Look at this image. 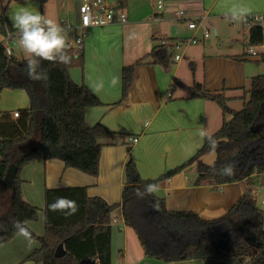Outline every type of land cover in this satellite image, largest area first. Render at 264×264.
I'll use <instances>...</instances> for the list:
<instances>
[{
    "label": "crops",
    "instance_id": "obj_1",
    "mask_svg": "<svg viewBox=\"0 0 264 264\" xmlns=\"http://www.w3.org/2000/svg\"><path fill=\"white\" fill-rule=\"evenodd\" d=\"M78 1L46 0L40 3L39 0H0V30L6 23L17 33L9 13L24 6L39 11L60 25L65 21L75 26L78 23ZM157 1L149 0L150 16L156 12L160 20L154 21L149 16V21L156 24L150 26L148 35L143 34L141 39L126 37L124 44V28L135 23L134 19H130L127 8L124 23L114 22L105 27L87 29L82 44L83 66L70 68L69 74L75 83L90 87L101 101V105L85 111L88 125L101 124L105 127L104 131L97 132V140L101 144L98 173H83L53 158L36 159L25 165L20 171L23 180L21 194L26 202L38 208V220L26 223L35 235L44 234L46 188L85 187L89 197H100L108 204H115L121 201L128 160L134 162L141 178L155 179L194 154L201 146L198 130L204 129L213 134L220 128L223 116L217 103L190 97L187 87L193 83L198 82L209 91L223 92L232 110L241 109L232 108V103L241 101L243 106L246 99L244 91L248 90L251 78L258 75L253 63H258L259 59L246 56L244 45L249 28L244 22L231 20L229 14L237 7L247 8L250 12L260 11L264 8V0H160V10L156 8ZM123 2L120 4L124 10ZM116 4H119L118 0ZM178 10H184L187 16L180 17ZM75 13L76 21L73 19ZM193 18L201 19L205 30L211 26L216 39L210 38L211 33L204 38L201 29L194 31L187 28V22ZM77 30L70 28L69 34L76 36ZM193 36L198 41L188 44L191 46L181 53L179 61L171 60L168 66H164L151 63L147 58L135 66L127 97L118 102L123 66L134 63L154 45L160 44L155 39L186 41ZM3 40L0 33L1 44ZM68 44H72L69 39ZM20 50L19 46L14 47V57L20 59L16 54ZM113 76L119 77L116 86L111 85ZM174 80L182 86L172 87ZM28 106L25 91L0 89V114L7 112L12 120H16L18 117H14L13 112ZM230 117L226 114V119ZM129 137H135L137 141L129 140ZM214 159L213 151L201 157L206 164H211ZM197 176L192 163L158 183L160 190L155 194L163 200L167 210L190 211L204 220L224 216L245 194L249 198L252 195L256 198L264 196L260 195L264 187V173L259 175V184L252 187L245 179L217 184L213 178H204L195 184ZM5 196L0 198V213L6 208ZM130 231L135 233V239L130 236ZM31 240L29 244L24 237L15 234L1 244L0 264H42L26 259L39 247L37 239ZM110 260L113 264H204L200 258L166 261L146 256L135 230L125 223L120 207L112 213Z\"/></svg>",
    "mask_w": 264,
    "mask_h": 264
},
{
    "label": "trees",
    "instance_id": "obj_2",
    "mask_svg": "<svg viewBox=\"0 0 264 264\" xmlns=\"http://www.w3.org/2000/svg\"><path fill=\"white\" fill-rule=\"evenodd\" d=\"M121 2L118 0L120 6ZM7 32L13 29L4 23L0 30L3 38ZM249 36L251 44L258 43L259 28L251 27ZM179 41L167 39L165 44L154 45L143 57L122 67L119 103L127 97L135 66L147 58L151 63L168 66L174 44ZM68 49L73 56L70 64L42 61L41 69L47 72L48 79L32 81L26 74L25 58L7 57L0 42V89H21L29 100V106L19 110L16 120L7 112L0 114V198L6 194V208L0 213V245L16 234L12 220L22 221L27 227V221L38 217V208L22 198L20 171L25 165L36 159L53 158L83 173H98L101 144L97 132L105 127L88 125L85 111L101 105V101L86 84L72 80L69 70L83 66L84 50ZM258 62H264V55ZM174 86L182 85L174 80ZM187 88L190 97L211 100L222 111V124L212 134L218 141L215 150H210L205 142L182 164L155 179L141 178L134 162L128 160L121 201L115 204L89 197L85 187L46 188L44 234L37 236L27 227L31 238L40 243L26 256L27 260L42 264H113L112 213L120 207L125 223L135 230L146 256L166 261L200 258L204 264H264V209L254 198L245 194L224 216L204 220L190 211L167 210L156 194H146L143 199L135 194L137 188L143 191L146 184L167 180L192 163L198 172L195 184L204 178H213L217 184L244 179L248 186L259 184V175L264 173V74L251 78L239 110L227 105L228 98L223 92L209 91L198 82ZM226 114L231 117L226 119ZM210 151L215 153V159L206 164L201 157ZM230 162L237 165L230 177L220 176L211 168L213 163L219 169ZM58 197L75 201L76 213L65 216L50 211L48 206ZM154 203L159 204V211L153 209ZM59 243H63L66 252L56 257Z\"/></svg>",
    "mask_w": 264,
    "mask_h": 264
},
{
    "label": "clouds",
    "instance_id": "obj_3",
    "mask_svg": "<svg viewBox=\"0 0 264 264\" xmlns=\"http://www.w3.org/2000/svg\"><path fill=\"white\" fill-rule=\"evenodd\" d=\"M250 10L244 7L234 8L229 16L230 19L237 22H243L249 15ZM9 18L13 26L19 33L18 45L25 54L26 74L32 81H47L48 75L41 69V62L70 64L73 56L68 49V33L70 28L62 26L58 22L46 18L39 11L33 10L28 6L20 7L9 13ZM119 83V77L113 76L111 85L116 86ZM197 135L200 138L201 146L206 142L210 150H215L218 141L212 134L204 129H199ZM212 170L220 176H233L237 165L235 162L226 163L216 168L215 163L211 165ZM160 190L158 183L146 184L143 191L136 189V196L143 199L145 195H154ZM49 210L53 212H62L65 216H71L76 213L78 206L75 201L66 197H58L51 203ZM153 209L159 211V204L154 203ZM12 227L16 230L18 236L24 237L31 244V233L22 221L12 220Z\"/></svg>",
    "mask_w": 264,
    "mask_h": 264
},
{
    "label": "built area",
    "instance_id": "obj_4",
    "mask_svg": "<svg viewBox=\"0 0 264 264\" xmlns=\"http://www.w3.org/2000/svg\"><path fill=\"white\" fill-rule=\"evenodd\" d=\"M161 1L158 0L156 4L157 10L161 9ZM160 12V11H159ZM178 15L180 17H186L184 10H178ZM78 14V23L73 26L70 23L62 21V25L67 26L68 28H77L79 31L75 37V44H68V48L81 49L83 44V39L86 34L87 29L91 27H105L114 22L124 23L126 21V14L119 4H113L109 0H79L77 7ZM150 19L154 21L160 20V15L154 12ZM246 26L250 29L255 26L259 28L260 32V41L255 44H251L250 36L248 34L245 39L244 51L246 56L260 59L264 55V8L260 11L250 12L246 20L243 21ZM187 28L197 31L202 30V36L204 38L209 37L210 31L205 30L201 25V19L193 18L186 24ZM19 33L7 32L3 40V47L5 55L7 57L14 56V47L18 45ZM198 38L193 36L186 41H179L174 44V54L171 58L172 61L176 62L181 59V54L175 53V50L182 48L183 45L196 43ZM161 44H165V40H160ZM14 117H19V112H13ZM129 140L137 141L135 137H129ZM251 198H254L256 201V195H252ZM260 206L264 209V196L259 197ZM264 231V227H263Z\"/></svg>",
    "mask_w": 264,
    "mask_h": 264
},
{
    "label": "rangeland",
    "instance_id": "obj_5",
    "mask_svg": "<svg viewBox=\"0 0 264 264\" xmlns=\"http://www.w3.org/2000/svg\"><path fill=\"white\" fill-rule=\"evenodd\" d=\"M109 1L113 4H116V2H117V0H109ZM75 3H74V5H75ZM77 3H79V1ZM77 3H76V5L78 6ZM123 4L125 6L124 11L126 12V14H127V11H126V8H127V10L129 9V11H130V19H132V20L134 19V21H135L134 25L127 26L123 30L124 31V38L123 39H124V44L126 45V41H127L126 37H128L130 40H132L134 38L141 39L143 34L148 35V32H147L148 28L150 26L151 27L154 26V24H156V23L150 22L149 18H148L151 14V8L149 6V0H124ZM73 19H74V21H76V19H77L76 13L73 14ZM137 20H139V22ZM142 20H143V22H142ZM208 30H210V33H211L210 38L216 39V37L213 35V29L211 26H209ZM78 31L79 30H77L76 33H78ZM69 33H68L69 42L72 44H75V37H76L75 34L70 35ZM160 40L161 39H155V42L160 43ZM18 46L19 45H16L15 47H18ZM188 46H191V45H188V44L183 45L182 48L175 50V53L181 54L186 48H188ZM191 48H189V49H191ZM16 54L18 55V57L20 59L25 58V54L23 53L22 50H20V52H18ZM253 64H254L253 66L256 68V71H257L256 74L264 73V62H258V63H253ZM186 66H188V62L186 64ZM249 86H250V82H249ZM230 106L232 108L235 107L236 109H239L240 107H242V102L238 101L236 103L230 104ZM260 193H261L260 195H264V187L260 190ZM0 202H1V200H0ZM259 203H260V201L258 198L257 204L260 206ZM37 220H38V217L35 221H37ZM130 236H132L134 239L136 238L135 233L133 231H130ZM39 245H40V243H39Z\"/></svg>",
    "mask_w": 264,
    "mask_h": 264
},
{
    "label": "water",
    "instance_id": "obj_6",
    "mask_svg": "<svg viewBox=\"0 0 264 264\" xmlns=\"http://www.w3.org/2000/svg\"><path fill=\"white\" fill-rule=\"evenodd\" d=\"M65 249L63 247V243H59L58 246L55 249V256L60 257L65 253Z\"/></svg>",
    "mask_w": 264,
    "mask_h": 264
}]
</instances>
